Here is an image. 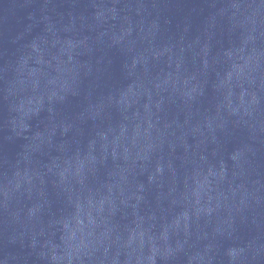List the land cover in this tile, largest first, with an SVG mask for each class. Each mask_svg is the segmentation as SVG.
Returning <instances> with one entry per match:
<instances>
[{
	"label": "water",
	"instance_id": "obj_1",
	"mask_svg": "<svg viewBox=\"0 0 264 264\" xmlns=\"http://www.w3.org/2000/svg\"><path fill=\"white\" fill-rule=\"evenodd\" d=\"M0 264H264V0H0Z\"/></svg>",
	"mask_w": 264,
	"mask_h": 264
}]
</instances>
